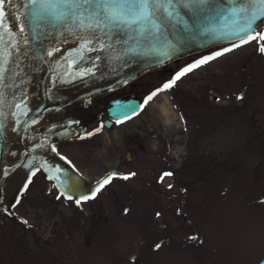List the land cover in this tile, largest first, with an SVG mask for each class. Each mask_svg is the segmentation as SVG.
<instances>
[{"label": "rangeland", "instance_id": "1", "mask_svg": "<svg viewBox=\"0 0 264 264\" xmlns=\"http://www.w3.org/2000/svg\"><path fill=\"white\" fill-rule=\"evenodd\" d=\"M232 45L145 73L138 82L148 84L146 100L158 94L138 116L60 146L89 182L111 169L123 173L95 199L77 205L40 170L27 190L8 193L0 264H255L264 255L261 43L235 48L161 90ZM164 104L171 119L160 114ZM131 134L146 149L126 160Z\"/></svg>", "mask_w": 264, "mask_h": 264}, {"label": "water", "instance_id": "2", "mask_svg": "<svg viewBox=\"0 0 264 264\" xmlns=\"http://www.w3.org/2000/svg\"><path fill=\"white\" fill-rule=\"evenodd\" d=\"M239 6V0H209L181 8L177 19L160 14L159 31L149 24L141 35L137 26L112 23L102 12L100 27L81 29L71 21L32 16L29 0H5L0 27V67L5 69L0 79V209L6 207L7 194L23 188L37 170L74 200L90 196L102 178L122 176L111 169L89 182L55 152L54 144L92 127L90 100L178 59L240 41L247 33L237 34V29L246 21L235 23L237 18L229 15ZM260 29L264 17L253 24V31ZM85 41H91L87 48ZM111 105L114 120L141 111L137 101ZM58 109L62 119H55ZM43 114L48 124L37 127L39 133H27ZM255 264H264V255Z\"/></svg>", "mask_w": 264, "mask_h": 264}, {"label": "snow or ice", "instance_id": "3", "mask_svg": "<svg viewBox=\"0 0 264 264\" xmlns=\"http://www.w3.org/2000/svg\"><path fill=\"white\" fill-rule=\"evenodd\" d=\"M29 2L33 6L32 16L34 17L43 18L47 16L57 23L71 21L81 29H92L100 27V20L97 17L102 12L106 20L125 25L129 28L135 25L137 26L136 30L143 35L147 31V25L149 24L152 25L155 32L159 31L160 26L156 23L158 15L163 14L169 19H177L181 8L200 7L209 3V0H29ZM4 3L5 0H0V27H3V19L6 16L3 8ZM239 3V7H233L229 10V15L237 18L234 21L235 23H239L240 19L246 21L242 27L237 29V34L247 33V35L239 42L233 43L231 48H226L221 52H217L215 56L207 57L197 64L185 68L174 80L165 84L161 90L172 88L182 76L193 71L195 68L254 40L261 43L260 51L264 52V33L253 31V24L257 17H264V0H247V3H244V0H239ZM20 31L23 32L24 28L21 27ZM89 43L91 41H85L84 47L87 48V44ZM49 54L51 55V53ZM4 71L5 69L0 67V79H2ZM157 94L153 93L152 96H149L144 104L147 105ZM238 99H242V97H238ZM35 174V172L32 173L33 176ZM134 175L135 173H131L128 176L120 178L129 179ZM171 175L172 173L170 172L163 174V176ZM114 176L115 174L102 178L90 196H83L81 199L75 200L77 205L81 203V200L95 199L96 195L111 182ZM31 182V177H29L24 185V190H27ZM61 195H64V192H61ZM66 198L71 200L73 196L67 195ZM19 202L18 199L17 204ZM22 222L27 223L26 220Z\"/></svg>", "mask_w": 264, "mask_h": 264}, {"label": "flooded vegetation", "instance_id": "4", "mask_svg": "<svg viewBox=\"0 0 264 264\" xmlns=\"http://www.w3.org/2000/svg\"><path fill=\"white\" fill-rule=\"evenodd\" d=\"M166 67V66H165ZM170 71V70H168ZM144 75V74H143ZM140 77L134 79L133 81L115 89L107 92V95L90 100V110H91V119H92V127L87 128L83 131H80L76 134L71 135L70 137L58 141L54 144V150L57 153H61L60 146L64 144L66 141L89 135L91 132H95L97 135L101 133L102 129H112L116 124L128 121L138 116L144 107V102L146 101V97L149 95V91L147 92V85L138 82ZM113 101H119L122 103H129L133 101H137L141 106V111L136 115L126 120L117 119L114 120L109 115V110L112 107L111 103ZM55 119H62V109H58L55 111ZM45 124H48L46 114L41 115V118L37 119L33 124H31L27 128V133H39L37 127H45ZM126 152L124 154V158L126 160H131L134 154L141 150H145V144L140 139L138 134H131L126 142ZM63 155V154H62ZM64 156V155H63ZM73 164V162H71ZM74 165V164H73ZM75 166V165H74ZM76 167V166H75ZM77 168V167H76ZM79 170V169H78ZM80 171V170H79ZM20 189L18 186L12 190L14 194H17Z\"/></svg>", "mask_w": 264, "mask_h": 264}, {"label": "bare ground", "instance_id": "5", "mask_svg": "<svg viewBox=\"0 0 264 264\" xmlns=\"http://www.w3.org/2000/svg\"><path fill=\"white\" fill-rule=\"evenodd\" d=\"M160 114L162 116V118H164L165 120L171 119V112H170V108L164 104L160 107ZM172 122V120L170 121ZM12 195V194H11Z\"/></svg>", "mask_w": 264, "mask_h": 264}]
</instances>
